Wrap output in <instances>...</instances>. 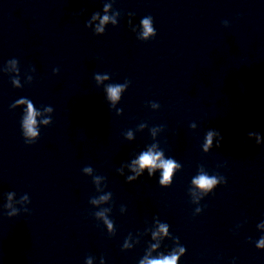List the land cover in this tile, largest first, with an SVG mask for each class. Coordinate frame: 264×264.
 Listing matches in <instances>:
<instances>
[{"label": "clouds", "instance_id": "clouds-1", "mask_svg": "<svg viewBox=\"0 0 264 264\" xmlns=\"http://www.w3.org/2000/svg\"><path fill=\"white\" fill-rule=\"evenodd\" d=\"M105 19H107V17H105ZM143 25L145 28V36H147L152 32V29L149 25V21L144 20ZM108 91H109L110 97L113 100L118 99L119 93H120L119 87H110ZM21 102L23 103V101H21ZM34 115H35V113H33L31 111V105H29V114H28L27 119L25 121V127L27 128L28 133L31 134L32 136L36 135V132H35L34 127H33L35 124ZM210 135L211 134H209V142H210ZM158 161H159V164L157 163ZM139 165L141 168H143V167H149V168L161 167V168H163L164 172H163V179H162L161 183H165V182L169 181L170 175H171V173L173 171V167H174V164L171 160H169V161L160 160V154L159 153L153 154L151 151L144 153L140 157ZM194 183H196L202 189H209L216 183V180L214 178H209L207 176H200L197 180L194 181ZM160 231L164 234H167V229L164 226H161ZM261 246H264V240L261 241ZM181 251H183V250H181ZM176 261H177V256L172 255L170 257H164L162 259L146 260V261L142 262V264H176Z\"/></svg>", "mask_w": 264, "mask_h": 264}]
</instances>
